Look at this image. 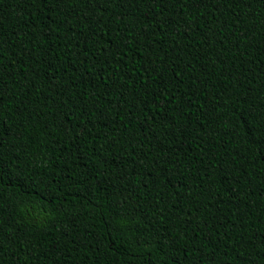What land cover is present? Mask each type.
<instances>
[{"label": "trees", "instance_id": "16d2710c", "mask_svg": "<svg viewBox=\"0 0 264 264\" xmlns=\"http://www.w3.org/2000/svg\"><path fill=\"white\" fill-rule=\"evenodd\" d=\"M0 264H264V0H0Z\"/></svg>", "mask_w": 264, "mask_h": 264}]
</instances>
